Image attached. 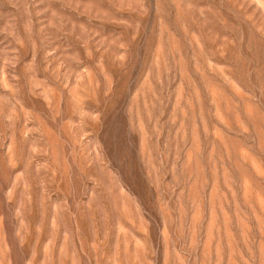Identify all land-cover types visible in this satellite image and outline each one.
Masks as SVG:
<instances>
[{"label":"rangeland","instance_id":"obj_1","mask_svg":"<svg viewBox=\"0 0 264 264\" xmlns=\"http://www.w3.org/2000/svg\"><path fill=\"white\" fill-rule=\"evenodd\" d=\"M0 264H264V0H0Z\"/></svg>","mask_w":264,"mask_h":264}]
</instances>
